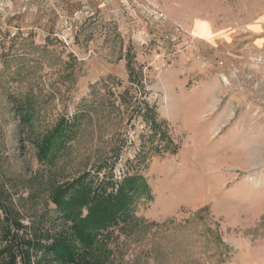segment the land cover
<instances>
[{
	"label": "rangeland",
	"instance_id": "1",
	"mask_svg": "<svg viewBox=\"0 0 264 264\" xmlns=\"http://www.w3.org/2000/svg\"><path fill=\"white\" fill-rule=\"evenodd\" d=\"M80 176L147 186L103 264H264V0H0V264Z\"/></svg>",
	"mask_w": 264,
	"mask_h": 264
},
{
	"label": "trees",
	"instance_id": "2",
	"mask_svg": "<svg viewBox=\"0 0 264 264\" xmlns=\"http://www.w3.org/2000/svg\"><path fill=\"white\" fill-rule=\"evenodd\" d=\"M51 140L52 137L48 138L44 143L45 146L41 147V155H45L47 144L50 145ZM84 178V176H80L71 183L58 186L53 194V199L63 215L66 219L72 220L71 230L68 233L58 234L50 244H44L38 240L25 241L28 247L34 246L36 250L44 251L38 264H54L56 262L103 264L108 251L103 245H100L102 234L111 226L125 219L134 194L139 193L142 188H147L141 178L130 176L125 178L116 194L106 193L108 185H103L102 189H99L100 191L96 190L93 193L91 186L85 183ZM84 205L89 206L86 216L81 214ZM14 244L13 240V243L11 241V244L6 247V250L12 253L8 264H17ZM98 249L101 253L96 256L95 252H98ZM27 250L22 249L20 252L24 251L23 253H25L24 264H31V254H27ZM89 255L92 258H88Z\"/></svg>",
	"mask_w": 264,
	"mask_h": 264
}]
</instances>
